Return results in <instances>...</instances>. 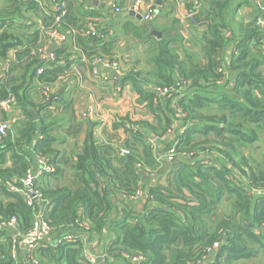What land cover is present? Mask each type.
Returning a JSON list of instances; mask_svg holds the SVG:
<instances>
[{
	"label": "trees",
	"instance_id": "16d2710c",
	"mask_svg": "<svg viewBox=\"0 0 264 264\" xmlns=\"http://www.w3.org/2000/svg\"><path fill=\"white\" fill-rule=\"evenodd\" d=\"M254 1L181 0L187 11H195L189 26L201 29L192 42L186 40L188 47H179L183 39L173 25L178 23L175 18L158 40L150 33L151 22L124 25L147 41L148 67L116 77V83L129 79L138 95L136 104L144 103L156 124L122 119L117 126L123 121L131 126L124 129L130 139L120 145L128 151L123 155L112 141L98 143L90 130L78 150L66 154L55 147V127L74 122L62 136L65 140L77 137L82 125L70 116V102L51 95L68 71L69 54L52 49V61L36 54L42 45L36 23L40 19L42 27L69 35L84 50L89 71L94 58L119 62L112 45L104 42L106 30L88 19L79 23L74 15L68 18L66 0L55 1L66 12L56 24L51 0H0V102L14 101L11 113H2V119L9 122L14 111L23 119L9 122L0 143V264H16L13 234L1 225L14 218L15 234L24 235L39 208V203L30 207L8 190L36 169L37 159L54 169L36 183L51 238L78 235L73 242L34 247L31 257L37 264H86L81 239L87 244L104 237L111 238L105 254L121 261L118 264H132L123 254L141 257L140 264H199L208 256L207 264H237L264 256V34L256 19L239 22L237 30L230 25L240 8ZM27 13L36 19L25 17ZM39 68L43 71L37 74ZM176 80L186 81L185 90L156 95L174 87ZM163 101L167 111L161 110ZM171 105L180 109L177 116ZM171 118L183 131L171 143L161 141ZM149 134L155 136L153 142ZM155 140L161 141L160 151ZM256 144L258 159L251 155ZM171 149L168 162L165 155ZM157 169L166 172V186L143 187L145 172ZM64 177L61 185H49V179ZM141 191L151 208L109 220L117 196L129 198ZM82 221L88 223L86 231L79 226Z\"/></svg>",
	"mask_w": 264,
	"mask_h": 264
},
{
	"label": "crops",
	"instance_id": "0c3cea01",
	"mask_svg": "<svg viewBox=\"0 0 264 264\" xmlns=\"http://www.w3.org/2000/svg\"><path fill=\"white\" fill-rule=\"evenodd\" d=\"M176 1L177 0H142L141 8L144 10L147 7L153 6L155 10V16L151 21L152 25H150V33L154 36L155 40L160 38L153 34L152 31L158 33L161 37V32H165V28L172 26L171 21L175 18L178 20L179 24L174 22L173 25L178 27L179 34L183 39V44H179V47L181 45L188 47L190 45L186 43V40L192 42L193 38L200 33L201 29H195L194 27L189 26L188 20L191 18L187 13L188 11L185 9L181 0ZM234 1L235 3L237 2V0ZM66 2L68 18H71L74 15L76 19H80L79 23H84L88 19L92 24L106 30V38L104 42L112 45L111 53L114 56L116 55L115 57L119 61L120 74L118 76H127L132 71L136 72L148 67V65L145 64L148 51L147 41L143 38H139L130 28H128V30L124 28V25L127 22H133L136 25H139L140 23V21L134 17L124 15L130 7L131 0H66ZM115 7H119L121 11L119 13L116 12ZM84 11L92 13L93 16L90 15L92 18L90 16L84 18L85 16H88L86 14L81 15ZM263 15L264 12L262 7L254 1V3H251L249 6L241 7L237 12L235 21L231 22L230 25L237 30L239 22H244L246 24L250 20L264 18ZM25 17L36 19L31 13L25 14ZM36 23L40 30L41 28L46 29L41 26L40 19H38ZM41 36L42 45L46 46L49 51L60 48L67 51L69 54L68 71L59 78L51 90L54 94L59 95L65 101L71 103L72 112L70 116L73 117V121L75 120L77 123L82 124L80 133H78L77 137L71 138L68 136L65 140L62 136L72 127L74 122H70L65 126L60 124L59 128L55 127L56 130L53 134L59 139L55 144L57 149L61 152H66V154H68L70 150H78L82 145L87 130H90L98 143L103 144L112 141L118 146L120 151V149H122V146L120 145H122L126 139H130L129 133L125 132L124 129H127L128 126V128H131L126 121H123V125L117 126L118 123H121L120 121L122 119H128L132 122L142 120L153 125L156 124L154 116L146 108L145 104H136L138 95L132 90L129 79L125 80L122 85H119V83L112 80L116 76V73L110 69H105L103 73L104 76L108 77L107 82L101 80V78H95L91 76L88 69L84 50L81 47H76L69 35H66L65 37L60 36V39L58 40L50 39L44 34ZM226 51H228V49ZM10 55L13 56V53L11 52ZM155 93L158 97L162 96L158 92ZM162 98L164 100L168 98V96ZM164 101L161 104V110L167 111ZM89 107L94 108V110L96 107L97 114H95L96 116L92 119H83L82 113L86 112ZM171 108L174 113L176 112L179 114L172 105ZM60 110L58 112H61ZM13 113L14 116L8 119L10 125L17 120L22 119L21 113L18 111H14ZM176 113L175 116H177ZM170 122L171 128L167 136L161 141L167 140L171 143L176 133L179 134L183 131V127L180 126L179 121H175L171 118ZM149 135L153 142L155 136L152 134ZM160 142L156 140L154 142L157 151L162 149L160 147ZM37 168L36 165V169H34L33 172H35ZM160 169L145 172L140 184L143 182V187H165L168 176L166 172H162ZM63 181L66 182L65 177L62 179L51 178L49 179V185H61V182ZM141 192L142 193H140L139 197L134 199L121 195L117 196L115 198L116 206L112 210L109 220L122 218L131 213L136 214L151 208L152 204L149 202L147 194L143 191ZM9 231L11 234H14L15 232L11 229H9ZM110 240L111 238L104 237V240L102 241L99 240L93 243L88 242L86 244V247L88 248L87 250L91 253L105 256V259L99 264L121 263V261L115 262L114 259H111L110 256L105 254L106 247ZM54 241L53 238H50L46 243L53 244ZM210 258L211 256L205 258L206 264L209 262ZM15 263L30 264L27 259V254L21 247L18 249Z\"/></svg>",
	"mask_w": 264,
	"mask_h": 264
},
{
	"label": "built area",
	"instance_id": "2783aa9c",
	"mask_svg": "<svg viewBox=\"0 0 264 264\" xmlns=\"http://www.w3.org/2000/svg\"><path fill=\"white\" fill-rule=\"evenodd\" d=\"M27 2H30L32 0H25ZM53 2V12H54V24H56L60 18H62L65 15V9L63 7L62 4H58L55 1L58 0H51ZM191 3L195 4V0H191ZM256 4H259V6L262 7L263 12H264V5L262 4L261 0H255ZM142 5V0H135V4L133 6V12L137 15H139L141 17L140 22H144V23H149L153 20L154 16H155V10L152 7H147L144 10H142L141 8ZM115 11L116 12H120L121 9L119 7H115ZM189 17H192L195 13L192 12L191 10L187 12ZM264 17V15H263ZM256 23L260 26V28L263 30V34H264V18H258ZM89 32L90 33H94V29L92 27L89 26ZM41 35H45L47 37H49L50 39L53 40H58L60 39V36L52 29V28H47V29H42L40 30ZM87 32V33H89ZM86 33V34H87ZM40 44H42V40L40 39ZM51 51H49L47 49L46 46L41 45V47H39L36 50V54L39 56L40 59H47L49 61H52L53 58L50 54ZM10 61L7 60V63H9ZM89 66H90V73L91 76L95 77V78H101V80L107 82L108 81V77L104 76V70L106 69H110L112 71H114L116 73V76L112 79L114 82H116V77H119L118 75L120 74L119 71V62H107L104 61L100 58H94L91 59L89 62ZM43 68H39L37 70V74L42 73ZM187 86L186 81H182V80H176L175 82V86L172 87L171 89H164L162 92H159L160 94L163 95H167L168 93L171 92V94L173 93L174 95L179 94V92L185 90ZM52 91H51V95H52ZM172 94V95H173ZM13 105H14V101L12 100H7V101H3L0 102V143L2 142V140L6 137V135L9 132V122L5 121L2 119V113H11L12 109H13ZM179 113H180V109L175 108ZM96 111L94 110V108L89 107L86 112L82 113V118L83 119H92L94 118L96 115ZM169 132V131H168ZM120 154L123 155H127L128 151L124 148L120 149ZM172 156H173V149L169 150L165 157L166 160L169 162L172 160ZM37 161V167L38 169L33 172V171H27V174L25 176V178L21 179L19 181V186H15L13 184H10L8 187V190L12 193H16L20 196L23 197L25 203L30 206L33 207V205L35 203H39V208L37 209V211L34 214V219H33V224L31 229L24 235H19V234H13L12 236V258L16 259L17 255H16V250L17 248H22L23 251H25V253L27 254V259L28 262L30 264H37L31 257V251L34 247H37L39 245L44 246V244L47 242V240H49L51 238V231H50V227L48 225V223L43 219L42 217V209L45 207V204L41 201V194L37 188V181L40 179V177L44 174V173H53L54 169L51 166H45L42 162V160H36ZM32 182H35L34 184H32ZM31 187V192H32V196L29 195L28 189ZM140 193H136L135 195H133L130 198H137L139 197ZM79 226L81 227V229L83 231H86L88 229V223L86 221H82L81 223H79ZM1 228L3 229H11L14 230L15 228V219L12 218L9 221L3 223L1 225ZM78 237L73 235L72 233H65L63 235H61V237H58L57 239H55V241L53 242V244H59L62 242H73L76 240V238ZM79 238L81 239L82 236H79ZM83 242V245L85 246L84 250H83V257L85 259V263L86 264H99L103 259H105L104 255H97L95 253H91L89 250H87L88 248L86 247V242L81 239ZM50 244V243H48ZM52 245V244H51ZM217 248V245L215 244L213 246V251ZM212 251V252H213ZM123 259L126 260L129 263L132 264H140V262H142V258L139 256H129L127 254H123ZM199 264H206L205 263V259L203 262H199Z\"/></svg>",
	"mask_w": 264,
	"mask_h": 264
},
{
	"label": "rangeland",
	"instance_id": "374dc122",
	"mask_svg": "<svg viewBox=\"0 0 264 264\" xmlns=\"http://www.w3.org/2000/svg\"><path fill=\"white\" fill-rule=\"evenodd\" d=\"M257 21V19H256ZM96 110V114H97V108L95 107ZM259 148H260V144H256L253 149L251 150V155L252 157L258 159L259 158ZM237 264H264V256L259 254L257 257L253 258L252 260L248 261V262H239Z\"/></svg>",
	"mask_w": 264,
	"mask_h": 264
},
{
	"label": "water",
	"instance_id": "95a60500",
	"mask_svg": "<svg viewBox=\"0 0 264 264\" xmlns=\"http://www.w3.org/2000/svg\"><path fill=\"white\" fill-rule=\"evenodd\" d=\"M134 4H135V0H131V2H130V7H129V9L126 11V13H125L124 15H125V16L134 17L135 19H137L138 21H140V20H141V17L133 12V6H134ZM152 33L155 34L158 38H160V36H159L158 33H155V32H153V31H152ZM28 112H29L30 115L33 117V119L36 120V117H37V116H36L35 111L32 110V109H29ZM87 123H88V122H87ZM34 183H35V182H32V184H34ZM27 189H28L29 195L32 196L31 187H29V188H27Z\"/></svg>",
	"mask_w": 264,
	"mask_h": 264
}]
</instances>
